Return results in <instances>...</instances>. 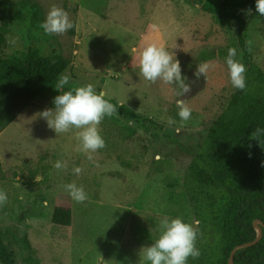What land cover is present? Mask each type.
I'll return each mask as SVG.
<instances>
[{
	"label": "rangeland",
	"instance_id": "374dc122",
	"mask_svg": "<svg viewBox=\"0 0 264 264\" xmlns=\"http://www.w3.org/2000/svg\"><path fill=\"white\" fill-rule=\"evenodd\" d=\"M246 1L0 0L1 53L23 57L35 48L43 56L61 55L70 85L92 83L110 102L162 125L149 130L131 117L106 116L99 126L106 147L90 161L74 150L75 129L57 136L39 117L54 109L60 94L50 87L0 126V189L8 196L0 206V229L17 263L148 264L140 253L158 238L163 217L180 216L198 226L183 180L236 90L226 65L228 49L236 48L244 63L236 24L208 9L223 3L241 7ZM53 5L68 12L74 29L45 34L40 24ZM252 11L246 30L250 60L264 70V16L256 5ZM151 24L158 25L156 38L180 61L191 93L182 97L174 84L140 76L139 52ZM199 62L213 65L207 79L194 75ZM178 99L192 109L187 121L178 115ZM170 118L175 123L169 124ZM58 160L67 162L66 170L54 167ZM75 167L83 173L75 175ZM73 181L83 185L85 202H75L65 190ZM58 205L72 209L71 225L53 222Z\"/></svg>",
	"mask_w": 264,
	"mask_h": 264
},
{
	"label": "trees",
	"instance_id": "16d2710c",
	"mask_svg": "<svg viewBox=\"0 0 264 264\" xmlns=\"http://www.w3.org/2000/svg\"><path fill=\"white\" fill-rule=\"evenodd\" d=\"M256 2L248 0L241 7L223 3L208 9L236 24L238 50L246 66V89L235 90L227 108L213 122L204 146L194 152L188 165L183 187L202 235L197 240L200 257H190L187 264H229L237 245L258 238V227L262 230L258 241L237 249L233 263L264 264V143L250 139L257 127L264 128V70L250 60L246 44V30ZM67 66L63 56H43L35 48L23 57L0 52V126L13 121L20 110L55 87L60 75H66ZM73 87L68 83L65 90ZM115 105L124 118L131 117L149 130L162 128L144 113ZM52 220L57 225H71L72 209L56 206ZM25 244L34 250L27 239ZM0 262L28 264L14 260L1 229Z\"/></svg>",
	"mask_w": 264,
	"mask_h": 264
},
{
	"label": "clouds",
	"instance_id": "9594fccd",
	"mask_svg": "<svg viewBox=\"0 0 264 264\" xmlns=\"http://www.w3.org/2000/svg\"><path fill=\"white\" fill-rule=\"evenodd\" d=\"M256 10L264 16V0H257ZM40 27L47 35H63L74 29L75 24L66 10L53 5ZM149 29V33L143 37L138 57L140 76L151 83L162 81L164 84H174L180 90L178 95L182 97L191 93V82H186L187 78L182 76L180 61L176 55L174 58L172 52L156 38L155 34L159 31L158 25L151 24ZM246 44L251 51L252 41L249 40ZM236 56V48H229L226 65L232 86L243 91L246 89V66ZM212 67L211 62H199L194 73L197 80L202 75L207 79V74ZM69 79L68 75H60L55 85V89L60 93L54 97L55 107L43 110L39 113V117L46 120L48 127L54 130L57 136L75 129V139L78 143L74 150L84 153L87 159L92 161L93 154L106 147L99 127L101 122L106 116L119 115L118 109L110 102V98H105L106 93L103 90L98 92L92 83L65 90ZM176 105L181 120H189L192 109L186 101L178 99ZM168 123L173 124L175 121L170 118ZM262 138H264V128L261 127H257L250 136V139L258 141L260 145L264 143ZM54 167L57 170H66L67 162L58 160ZM97 167H99L98 164ZM73 173L79 176L83 173V168L75 167ZM64 188L77 203H83L88 199L83 185L78 186L75 181L64 185ZM7 200V192L0 189V206L5 205ZM158 231V238L151 246L142 248L140 253L141 259L148 264H187L190 257L192 259L200 257L197 240L202 233L197 224L185 222L180 216L175 218L165 216L159 221Z\"/></svg>",
	"mask_w": 264,
	"mask_h": 264
},
{
	"label": "water",
	"instance_id": "95a60500",
	"mask_svg": "<svg viewBox=\"0 0 264 264\" xmlns=\"http://www.w3.org/2000/svg\"><path fill=\"white\" fill-rule=\"evenodd\" d=\"M257 222H258L257 220L254 221L255 225H257ZM258 231H259L258 238H257L254 242H248V243L240 244V245H237V246L233 249V251H232V253H231L230 257H229V264H234V263H233V258H234L235 251H236L237 249L242 248V247H245V246L252 245V244H254V243H256V242L258 241V239L260 238L261 233H262V230H261L260 227H258Z\"/></svg>",
	"mask_w": 264,
	"mask_h": 264
}]
</instances>
